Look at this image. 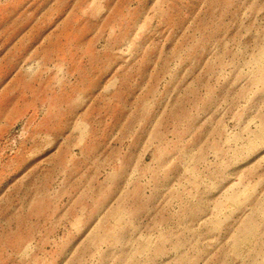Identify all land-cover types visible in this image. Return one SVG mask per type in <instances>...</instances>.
<instances>
[{
    "label": "rangeland",
    "instance_id": "1",
    "mask_svg": "<svg viewBox=\"0 0 264 264\" xmlns=\"http://www.w3.org/2000/svg\"><path fill=\"white\" fill-rule=\"evenodd\" d=\"M0 264H264V0H0Z\"/></svg>",
    "mask_w": 264,
    "mask_h": 264
}]
</instances>
